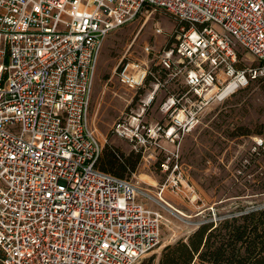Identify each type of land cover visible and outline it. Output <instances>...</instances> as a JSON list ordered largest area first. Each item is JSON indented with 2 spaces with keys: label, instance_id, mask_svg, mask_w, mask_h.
Wrapping results in <instances>:
<instances>
[{
  "label": "built area",
  "instance_id": "obj_1",
  "mask_svg": "<svg viewBox=\"0 0 264 264\" xmlns=\"http://www.w3.org/2000/svg\"><path fill=\"white\" fill-rule=\"evenodd\" d=\"M156 10L176 22L172 42L144 43V59L123 55L114 68L132 92L151 81L111 127L143 160L190 133L209 104L264 77V0H0L1 264H137L158 244L166 184L99 170L106 141L89 123L103 42ZM240 51L261 67H240ZM169 83L181 90L160 104L166 119L149 121Z\"/></svg>",
  "mask_w": 264,
  "mask_h": 264
},
{
  "label": "rangeland",
  "instance_id": "obj_2",
  "mask_svg": "<svg viewBox=\"0 0 264 264\" xmlns=\"http://www.w3.org/2000/svg\"><path fill=\"white\" fill-rule=\"evenodd\" d=\"M143 23L138 37L134 39ZM155 25L162 28L163 35L153 36ZM175 26L172 18L156 10L147 20L140 18L111 33L103 42L91 91L89 123L99 140L107 142L104 146L110 144L126 155L136 153L128 142L112 136L111 127L135 106L151 83L148 80L145 88L137 92L127 90L118 82L114 74L115 66L123 55L144 59L141 49L144 43H148L154 51L164 48L172 42L169 33ZM239 57L240 67L258 68L262 65L244 51H240ZM154 73L156 77L165 79L159 70ZM180 90L176 83H169L161 89L147 119L152 122L166 119L159 106ZM261 125H264V77L248 80L245 86L224 100L209 104L190 133L175 144L162 142L163 150L154 151L152 159L143 160L146 154L142 156L140 153L141 160L135 176L153 189L166 184L163 199L169 205L159 209L164 222L158 244L141 260L158 254L164 245L186 237L200 221L214 218L215 213L226 214L233 198L225 197L234 185L244 190L240 205L248 208L253 204L254 197L249 195L245 186L252 183V177L264 167V163H260L262 157L257 153L264 145V136L257 134ZM240 132H248L249 135H237ZM259 140L262 141L261 146L257 145ZM254 158L259 159L253 161ZM161 165L167 166V170ZM174 167L176 170L172 174ZM251 170L256 172L249 174ZM170 176L178 180L177 188L170 187Z\"/></svg>",
  "mask_w": 264,
  "mask_h": 264
},
{
  "label": "trees",
  "instance_id": "obj_3",
  "mask_svg": "<svg viewBox=\"0 0 264 264\" xmlns=\"http://www.w3.org/2000/svg\"><path fill=\"white\" fill-rule=\"evenodd\" d=\"M257 134L264 136V125ZM257 153L262 157L260 163H264V145ZM140 160V153L126 155L106 144L97 167L125 178L136 171ZM255 172L251 170L249 174ZM245 190L254 197L250 207L240 205L244 190L234 185L225 197L233 198L226 214L215 213L214 218L200 221L189 235L164 245L158 254L139 264H154V261L156 264H264V167L252 177V183L247 184Z\"/></svg>",
  "mask_w": 264,
  "mask_h": 264
},
{
  "label": "bare ground",
  "instance_id": "obj_4",
  "mask_svg": "<svg viewBox=\"0 0 264 264\" xmlns=\"http://www.w3.org/2000/svg\"><path fill=\"white\" fill-rule=\"evenodd\" d=\"M232 88H233V85H231L228 89H226L224 92H222L220 97L226 96L229 92H231Z\"/></svg>",
  "mask_w": 264,
  "mask_h": 264
}]
</instances>
